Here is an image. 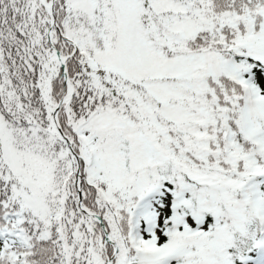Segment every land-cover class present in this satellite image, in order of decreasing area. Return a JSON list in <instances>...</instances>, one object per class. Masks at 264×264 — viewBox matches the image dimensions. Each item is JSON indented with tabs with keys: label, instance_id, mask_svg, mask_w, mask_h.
Listing matches in <instances>:
<instances>
[{
	"label": "snow or ice",
	"instance_id": "1",
	"mask_svg": "<svg viewBox=\"0 0 264 264\" xmlns=\"http://www.w3.org/2000/svg\"><path fill=\"white\" fill-rule=\"evenodd\" d=\"M0 264H264V0H0Z\"/></svg>",
	"mask_w": 264,
	"mask_h": 264
}]
</instances>
